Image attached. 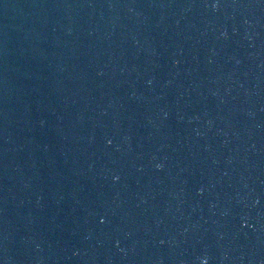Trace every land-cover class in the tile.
<instances>
[{"label":"water","instance_id":"1","mask_svg":"<svg viewBox=\"0 0 264 264\" xmlns=\"http://www.w3.org/2000/svg\"><path fill=\"white\" fill-rule=\"evenodd\" d=\"M0 264H264V0H0Z\"/></svg>","mask_w":264,"mask_h":264}]
</instances>
